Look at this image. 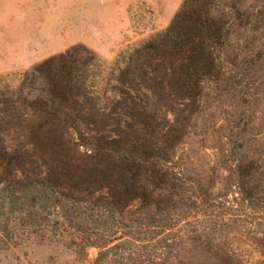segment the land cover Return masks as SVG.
Returning a JSON list of instances; mask_svg holds the SVG:
<instances>
[{"label": "trees", "instance_id": "obj_1", "mask_svg": "<svg viewBox=\"0 0 264 264\" xmlns=\"http://www.w3.org/2000/svg\"><path fill=\"white\" fill-rule=\"evenodd\" d=\"M212 1L184 0L164 31L110 63L73 46L16 79L0 76V252L53 243L94 248L90 264H242L229 243L194 236L200 194L162 139L172 130L162 94L194 105L220 73L217 53L236 24L215 16ZM242 8L251 30L254 7ZM242 200L232 215L261 202ZM251 245L264 264V237Z\"/></svg>", "mask_w": 264, "mask_h": 264}, {"label": "rangeland", "instance_id": "obj_2", "mask_svg": "<svg viewBox=\"0 0 264 264\" xmlns=\"http://www.w3.org/2000/svg\"><path fill=\"white\" fill-rule=\"evenodd\" d=\"M183 1L0 0V76L16 79L73 46H84L110 63L120 51L164 31ZM262 4L264 0H213L214 15L230 14L236 24L218 50L219 75L204 79L194 105L171 91L162 94L160 103L165 104L160 117L172 125L162 139L174 146V161L187 186L200 194L192 205L190 223L199 230L194 236L204 230L203 238L229 243L242 264L255 263L259 254L251 242L264 237ZM246 5L254 7L251 30L241 25ZM249 194H258L261 202L252 201L241 217L234 216ZM95 255L94 248L82 254L53 243H26L0 252V264H90Z\"/></svg>", "mask_w": 264, "mask_h": 264}]
</instances>
